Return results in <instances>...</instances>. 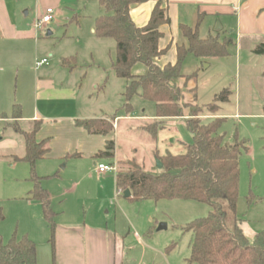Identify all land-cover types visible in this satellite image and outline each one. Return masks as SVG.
<instances>
[{
	"label": "rangeland",
	"instance_id": "rangeland-1",
	"mask_svg": "<svg viewBox=\"0 0 264 264\" xmlns=\"http://www.w3.org/2000/svg\"><path fill=\"white\" fill-rule=\"evenodd\" d=\"M14 1L18 3L19 16L29 27L48 9L54 11L49 27L38 31L40 48L52 55H47V68H56L61 57H67L73 71L72 83L81 87L83 107L110 121L120 117L113 129L117 155L115 152L112 158L119 173H125L131 162L147 172L160 173L157 160L161 155L180 154L185 144L192 143L185 122L188 109L184 110L186 117L163 120L157 140L146 132L147 127L153 129L159 123L155 121L156 105L136 95L129 111L124 96L128 81L117 78L113 70L115 41H102L93 32L96 18L104 14L98 0ZM252 48V43L243 39L229 44V57L200 59L189 54L182 66L185 80L179 82L182 104L203 107V114L208 115L204 122L216 117L225 119L220 131L226 140L234 142L237 134L249 147V152L240 157L237 211L235 216L228 215V223L232 225L237 220L249 237L264 233V78L260 72L264 61ZM34 65L35 61L28 57L22 62L25 69ZM30 73H26L28 80L34 75ZM19 84L15 73L9 83V98L0 102V236L5 244L13 238H29L37 245L40 262L50 264L51 229L41 203L30 199L34 186L30 164L14 159L25 156V141L10 125L17 123L27 132L32 126L26 120L3 121L13 120L18 113L22 116V108L26 114L33 103L31 91L24 94L26 101H21ZM225 89L232 93L229 102L210 114L205 106L215 103ZM44 159L36 163L35 174L42 178L41 185L50 195L55 222L72 215L79 222L107 228L117 239L122 264H187L193 236L185 229L195 220L208 217L212 211L209 205L182 199L126 198L117 188L115 173L97 172L98 164H112V159L86 157L60 164ZM162 224L166 228L159 230Z\"/></svg>",
	"mask_w": 264,
	"mask_h": 264
},
{
	"label": "trees",
	"instance_id": "trees-1",
	"mask_svg": "<svg viewBox=\"0 0 264 264\" xmlns=\"http://www.w3.org/2000/svg\"><path fill=\"white\" fill-rule=\"evenodd\" d=\"M147 1L98 0L104 8V14L95 20V34L100 39H110L116 43L113 70L117 78L128 81L124 94L128 107L136 95L156 105L158 120L155 121L159 123L153 129L147 127L146 132L157 140L161 122L186 117L184 110L188 109L189 115L185 122L193 141L185 144L180 154L167 152L161 155L158 159L163 164L160 173L147 172L135 162L128 163L125 173L117 172V188L120 192L130 190L129 198L134 201L182 199L204 203L212 208L208 217L195 220L185 229L193 236L187 264H264V233H259L251 243L237 220L232 225L228 223L229 213L235 216L237 211L240 157L249 152V147L237 134L234 142L226 140V135L220 131L225 119L216 117L204 122L203 118L208 115L203 114V107L182 104V91L175 83L185 78L182 66L187 55L192 54L200 59L229 57L228 47L232 41H220L216 37L202 40L198 35V27L182 25L181 32L188 46L178 49L175 65L160 68L155 60L166 52L159 48V40L163 36L160 28L170 22L163 6L164 0H155L156 6L144 27L136 26L130 15L132 5ZM253 52L264 56V42L258 44ZM136 64L146 66L147 73L134 75L132 69ZM231 94L230 90L225 89L215 103L205 106V109L210 114L218 112L220 104L229 102ZM128 109L130 111L131 107ZM13 118L17 121L21 115L18 113ZM113 121L90 119L77 121L76 125L90 135L108 136L114 129ZM10 126L24 137L25 156L14 159L30 164L34 184L30 199L39 201L43 207L44 217L51 229L50 243L54 249L56 214L50 208L48 191L41 185L42 178L35 174L36 163L49 153V141L37 140L40 122H36L30 132L23 131L17 123ZM115 148V142L108 141L105 150L98 153L96 158H114ZM0 264H38L37 245L27 237L21 240L13 238L5 244L0 236Z\"/></svg>",
	"mask_w": 264,
	"mask_h": 264
},
{
	"label": "crops",
	"instance_id": "crops-1",
	"mask_svg": "<svg viewBox=\"0 0 264 264\" xmlns=\"http://www.w3.org/2000/svg\"><path fill=\"white\" fill-rule=\"evenodd\" d=\"M155 6V0L132 5L130 15L134 24L138 27L146 26ZM163 6L170 22L160 28L163 36L159 40V48L166 50L163 56L155 60L160 68L175 65L178 61V49L188 46L181 32L182 25L198 27V35L202 40L209 37L232 43L235 40H249L252 51L264 42V0H164ZM18 12V3L14 0H0V102L9 98V83L16 73L17 82L20 81L18 87L21 89V101H26L24 94L27 91H31L33 97L32 105L27 107L26 114L22 108L21 119L17 122L26 120L31 123L32 129L36 122H40L37 140L49 141V153L45 158L57 164L83 160L86 157L100 159L96 155L105 150L108 141H114L115 131L108 136L90 135L84 128L76 125L77 121L105 118L96 117L87 106L83 107L85 103L80 95L81 87L72 83L70 77L73 71L70 62H66L67 57H61L60 66L57 64L56 68H47L48 65L36 68L38 60L52 55L48 50L44 52L40 48L39 32L35 29V24L29 27ZM93 32L95 34V30ZM48 33L49 36L52 35L51 32ZM27 57L32 62L35 61L34 68L25 69L22 66ZM258 57L264 61V56ZM28 72L34 74L31 80L26 76ZM260 72L264 78V64L260 67ZM132 73L145 75L147 67L136 64ZM183 80L185 78L175 83L179 86V82ZM118 120H121L120 117L113 121L116 127ZM3 121L16 120L6 118ZM115 152L117 155L116 148ZM117 193L119 194L118 191ZM70 216L71 218L56 222L54 249L51 243L48 244L51 249L50 264H122L117 239L107 228L79 222L77 218L75 220ZM256 236L257 234L254 237L246 235L251 243ZM37 255L38 264H43L39 260L38 248Z\"/></svg>",
	"mask_w": 264,
	"mask_h": 264
},
{
	"label": "built area",
	"instance_id": "built-area-1",
	"mask_svg": "<svg viewBox=\"0 0 264 264\" xmlns=\"http://www.w3.org/2000/svg\"><path fill=\"white\" fill-rule=\"evenodd\" d=\"M54 20V11L52 9H48L45 13V15L41 18L38 19L35 23V29L37 31H41L46 29V27L48 25H50L52 23V21ZM49 62L47 59H43V60H38L36 62V68H42L46 65H48ZM97 172L98 174H105V173H115L117 175L118 172V167L116 165V163H112V164H99L97 166Z\"/></svg>",
	"mask_w": 264,
	"mask_h": 264
},
{
	"label": "water",
	"instance_id": "water-1",
	"mask_svg": "<svg viewBox=\"0 0 264 264\" xmlns=\"http://www.w3.org/2000/svg\"><path fill=\"white\" fill-rule=\"evenodd\" d=\"M50 34V33H49ZM157 167H158V169H160V170H162V168H163V164L159 161V160H157ZM124 195H125V197L126 198H129V197H131V192H130V190H126L125 192H124ZM166 228V225H161L160 227H159V230H162V229H165Z\"/></svg>",
	"mask_w": 264,
	"mask_h": 264
}]
</instances>
